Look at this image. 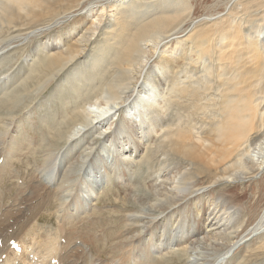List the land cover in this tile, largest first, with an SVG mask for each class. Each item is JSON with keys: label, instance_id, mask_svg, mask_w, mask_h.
Listing matches in <instances>:
<instances>
[{"label": "bare ground", "instance_id": "6f19581e", "mask_svg": "<svg viewBox=\"0 0 264 264\" xmlns=\"http://www.w3.org/2000/svg\"><path fill=\"white\" fill-rule=\"evenodd\" d=\"M197 5L0 0V170L40 101L66 116L33 191L0 192L7 263L93 264L71 227L108 194L106 264H264V0Z\"/></svg>", "mask_w": 264, "mask_h": 264}, {"label": "rangeland", "instance_id": "374dc122", "mask_svg": "<svg viewBox=\"0 0 264 264\" xmlns=\"http://www.w3.org/2000/svg\"><path fill=\"white\" fill-rule=\"evenodd\" d=\"M216 1L222 2L223 0H219V1L216 0ZM216 1L214 2V0H209V1L208 0L207 1L206 0H189V3L191 5H193V10H194V9H197L199 7L197 5L199 2H200V8H202V6H201L202 3L205 4L207 2H212V4H213V3H217ZM26 79H29V78L26 77ZM42 79H44V78H42ZM46 87H47L46 89L48 90L50 88L49 84H47ZM59 102H60V104H63L62 101H59ZM2 103L3 102H0V107L2 106ZM52 107H53V100L52 99L49 102L45 101L44 103L42 101H40L39 108L35 109L34 112L32 113V115L27 118V120L25 122L24 130H22V133L20 134V136L18 138V144L17 145H16V143H13V141L15 139H14V136L12 137V139H13L12 145L14 146L13 148H16L17 150L15 151V153H13V156H12V159L10 160V162L8 161L9 164L7 163V166L3 167L4 169L2 171L0 170V183H1L0 184V192L4 191L3 193H5V194L8 193L7 195L9 196V198H13L12 199L13 201L18 195H20V194L26 195V194L31 193L33 191L34 183H32V182L34 179H37V177H34V176H37L38 169H39V167H42L43 162H44V158H45V153H44L45 149L42 145L40 146V144H44L45 140H48V142L54 141V138L56 135V129L66 119V116H63V117L56 116V114L52 111ZM49 118H51V120H48L47 122L42 121V119H49ZM18 146L21 148H23V147L24 148L27 147V148H25L23 152H20V151H18ZM41 152L43 154H41ZM37 155H39L40 157H38ZM20 160H21V163H20ZM40 161H42V162H40ZM36 162L38 163L39 166L36 165L37 164ZM25 163H27V164H25ZM31 163L32 164L34 163V166H32ZM29 166L31 168H29ZM33 167H35V168H33ZM30 171H31V173H29ZM32 171H34V172H32ZM35 171H37V172H35ZM4 172H5V175H2ZM29 174L33 175V176H30ZM30 181H32L31 184H29ZM2 186H3V188H2ZM23 186L27 189V191L25 190V188ZM9 187H11V188H9ZM28 187H29V189H28ZM5 188L7 189V191ZM116 188L118 189L120 187L116 186ZM30 189H31V191H30ZM117 189H113V190L116 191ZM8 190H10V191L8 192ZM14 190H16V191H14ZM20 190L23 193L20 192ZM14 194H15V197H13ZM120 195L123 197L125 194L121 193ZM21 198H22V196H20L19 199H21ZM99 201H100L99 202L100 204L104 205L103 208L100 207V209H98L99 213L96 212V213L90 214L87 217H82V216L77 217V219L78 218L79 219H78L77 223L75 222L72 225L71 230L72 231L74 230L73 233H74V236L76 237L74 242H76L77 244L75 243V245L80 246V244H79L80 240L84 241L85 243H91L92 247H93L92 248L93 253L92 252L91 253L94 256H96L95 260L96 261L98 260V258L100 257V253H101L102 257L105 258L104 260L101 259L102 264H106L107 262L104 263V261H106L108 258H115V255H114V257L106 256L101 251L103 250V248L105 246H107V242L108 243H110V241L113 242L112 237L117 238V236L114 232L115 230L109 231V228L112 226V215L115 218L117 217L116 216L117 213H118L117 215H120L118 210H120L121 206H123V205H122L120 200L117 202L115 200V197H113V196L112 197L110 196L108 198V194L102 196L101 200H99ZM59 202H60L59 200H57L55 202L54 208L56 206H58ZM45 208H47V209L51 208V205H47V206H45ZM125 208H126V206H125ZM80 217H82V218H80ZM86 218H88V219H86ZM13 220L14 219H12L11 222H13ZM42 220H46L44 216L42 217ZM54 220L47 219V221L50 224H52L55 227H59L58 222L54 221ZM86 220H88V221H86ZM80 221H82V222L84 221V222L82 223ZM41 228H42V226H41ZM77 230H79V231H77ZM42 231L44 232L43 229H42ZM58 231H59L60 238L63 239L62 242L65 243L66 239H68L66 237L67 234L65 235V232L62 228H59ZM93 235H96V236H93ZM64 238H66V239H64ZM92 240H93V243H92ZM104 241H106V245H104ZM79 251H81V250H79ZM95 253H97V254H95ZM169 255L170 256L172 255L173 258L169 257ZM169 255H167L166 259L164 258L165 261H163L164 259L160 258V261H158L159 259L157 260L158 262L157 261H154V262L151 261L152 263H147V264H155V262L157 264L160 262H162L161 264H169V263L173 264V262H174V264L180 263L176 258H174V257H176V256H174L175 254L172 253ZM167 260H168V262H167ZM95 262L93 264H95ZM108 264H110V262ZM111 264H113V263H111Z\"/></svg>", "mask_w": 264, "mask_h": 264}]
</instances>
